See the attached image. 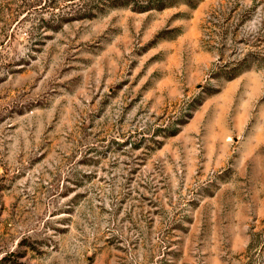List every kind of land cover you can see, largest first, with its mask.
I'll use <instances>...</instances> for the list:
<instances>
[{"label":"rangeland","instance_id":"obj_1","mask_svg":"<svg viewBox=\"0 0 264 264\" xmlns=\"http://www.w3.org/2000/svg\"><path fill=\"white\" fill-rule=\"evenodd\" d=\"M0 264H264V0H0Z\"/></svg>","mask_w":264,"mask_h":264}]
</instances>
